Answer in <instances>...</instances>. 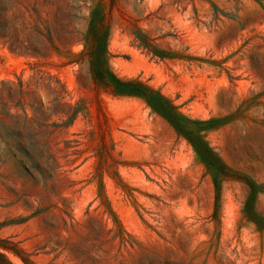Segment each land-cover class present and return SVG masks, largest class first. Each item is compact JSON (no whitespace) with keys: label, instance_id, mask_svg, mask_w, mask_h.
Segmentation results:
<instances>
[{"label":"rangeland","instance_id":"1","mask_svg":"<svg viewBox=\"0 0 264 264\" xmlns=\"http://www.w3.org/2000/svg\"><path fill=\"white\" fill-rule=\"evenodd\" d=\"M97 40L117 77L209 124L221 171L92 79ZM19 80L35 122L2 86ZM0 240L12 264H264V0H0Z\"/></svg>","mask_w":264,"mask_h":264},{"label":"trees","instance_id":"2","mask_svg":"<svg viewBox=\"0 0 264 264\" xmlns=\"http://www.w3.org/2000/svg\"><path fill=\"white\" fill-rule=\"evenodd\" d=\"M101 17L96 15L94 12L91 14V21H90V28L88 34L94 37H98L97 27L98 21ZM98 39V38H97ZM86 46V44H85ZM89 69L90 74L93 80L106 84L113 89V92L117 96L123 97H140L143 98L147 104L151 107V109L165 118L177 131L178 134L187 137L188 140L193 144L195 147L199 158L210 167L220 170L222 169V165L220 161L215 157V155L211 152L208 147H205V144L199 137V131L196 130L194 127L196 125L200 126H207L209 124H205L203 122H194L186 118L178 109L174 107L171 102H169L166 98L161 96L159 93L153 91L151 88L146 87L140 83H137L132 80H124L117 77L110 69L109 66V54L107 52V46L100 42V40L95 41L93 45L92 51L89 53ZM43 79V78H40ZM48 79H52V77H48ZM7 84L11 85V101L14 97V94H20L19 103L23 106V112L25 114V118L28 122L36 121L37 111L33 104L36 103L35 101V93L31 91L30 85H26L19 80L18 83V90L14 87V82H3L2 86H6ZM60 88L63 93V97L61 101H65L63 106L66 107L69 111L66 113H62L61 118L65 119L66 121L64 124L67 128H69L74 121L77 119L78 115L81 113L80 110L75 107L71 100L66 101V97L69 96V93L64 84L58 81ZM28 104L30 109L32 110V116L30 117L27 113V108L23 103ZM41 103V102H40ZM216 123V121L211 124ZM12 149V146H11ZM215 183L218 185V178L215 177ZM8 253H13L17 256H20L23 253L22 250L18 247V244H11L9 240H0V264H12L10 259L8 258ZM22 261L25 264H32L28 258H22Z\"/></svg>","mask_w":264,"mask_h":264}]
</instances>
